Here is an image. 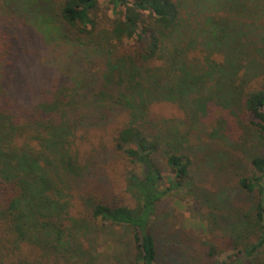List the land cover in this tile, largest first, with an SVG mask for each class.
<instances>
[{"label": "trees", "instance_id": "trees-1", "mask_svg": "<svg viewBox=\"0 0 264 264\" xmlns=\"http://www.w3.org/2000/svg\"><path fill=\"white\" fill-rule=\"evenodd\" d=\"M101 1L59 0L57 5L68 35L87 47L106 48L105 65L93 71L97 87L89 100L81 95L85 83L76 86L72 97L59 93L45 102L15 104L8 94L6 69L12 51L0 44V264H40L46 249L77 243L95 226L131 234L129 264H176L160 257L156 217L161 201L190 180L194 159L183 149L188 141L183 131H157L153 103H174L186 115L192 109L197 123L194 112L205 105L209 110L220 106L208 98L213 82L229 92L244 125L264 144V64L256 77L248 79H241L235 68L245 46L237 36L249 34L243 20H255L260 5L218 1L226 13L209 16L212 29L206 31L213 48L224 51L220 67L208 56L199 63L198 50L185 40L189 24L184 0H109L104 10ZM116 110L127 122L111 129V145L100 139L90 151L70 154V139L78 129L90 123L106 126ZM160 157L167 164L166 178ZM110 161L119 168L123 193L132 204L118 193L105 167L101 169ZM137 163L140 175L131 173ZM99 169L105 182L83 188L86 175ZM249 170L238 175L240 190L254 199L249 212L238 215V238L230 240L237 253L220 261L215 257L217 246L210 245L203 263L192 254L194 264H264V154L251 159ZM37 229L51 240L42 245L35 236Z\"/></svg>", "mask_w": 264, "mask_h": 264}, {"label": "rangeland", "instance_id": "rangeland-1", "mask_svg": "<svg viewBox=\"0 0 264 264\" xmlns=\"http://www.w3.org/2000/svg\"><path fill=\"white\" fill-rule=\"evenodd\" d=\"M108 1H101L103 10L108 7ZM184 1L186 5L183 9L190 31L185 40L198 50L196 60L203 63L208 56L210 62L223 67L224 51L215 50V43L207 38L212 29L208 24L209 16H224L226 11L223 5L218 3L219 0H212L210 4L202 0L200 5L196 4L197 0ZM223 1L228 3V0ZM254 1L260 5L255 20H243L249 34L240 38L237 36L238 41L245 45L241 48L240 59L235 61L237 75L241 79L256 77L264 64V0H243L242 3L253 4ZM58 2L0 0V44H7L12 51V63L6 69L9 73L8 94L15 104L17 102L24 107V104H36L40 100L45 102L59 93L72 97L76 86L81 87L85 83L87 85L82 87L84 91L81 95L89 100L93 95L91 91L97 87V77L93 71L105 65L106 48L87 47L82 41L68 35L57 15ZM209 87L211 91L207 90L208 98H213L214 103L221 107L209 110L206 105L203 106L201 111L194 112L198 115L197 123L192 109L186 115L176 104L168 101L153 103L150 109L158 123L156 129L159 133L162 129L183 131L188 138L187 143H183V149L191 151L194 159L190 180L161 201L156 217L155 231L162 249L160 257L176 264H194L192 254L200 256L203 263L207 257L206 250L214 244L217 246L215 257L220 261L237 253V249L230 246V240L238 238V215L249 212L254 199L240 190L238 175L240 178L241 174H247L251 159L264 154V144L256 131H249L244 125L234 101L227 94L229 92L222 87L217 88L213 82ZM115 115L110 117L106 126L90 123L78 129L73 139H70V154L80 156L84 151H90L100 139L111 145V129L127 122L120 110H116ZM220 121L223 124L219 125ZM215 129H218L217 132ZM83 131L86 135L81 137ZM162 158V174L166 178L167 164ZM103 167L118 193L124 194V179L119 168L112 161L106 162L101 169ZM141 171V164L137 163L131 173L140 175ZM105 180L104 172L99 169L96 173L86 175L82 186L92 187L96 181L102 184ZM81 187L75 188L77 195L81 194ZM124 197L125 201L132 204L127 194ZM76 208L73 207L75 213L78 210ZM80 209L83 210L82 207ZM37 233L39 236L36 233L35 236L42 245L47 239L51 240L50 236L44 235L43 229H37ZM130 239L131 234L126 230L100 229L95 226L81 234L77 243L58 244V249L48 248L50 245H47L46 256L40 264H129ZM55 250L56 256L53 255Z\"/></svg>", "mask_w": 264, "mask_h": 264}]
</instances>
